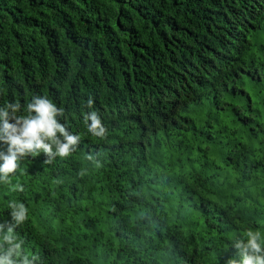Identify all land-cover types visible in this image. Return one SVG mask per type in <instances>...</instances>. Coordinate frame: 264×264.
Segmentation results:
<instances>
[{
    "label": "trees",
    "instance_id": "obj_1",
    "mask_svg": "<svg viewBox=\"0 0 264 264\" xmlns=\"http://www.w3.org/2000/svg\"><path fill=\"white\" fill-rule=\"evenodd\" d=\"M36 95L80 138L0 183V243L24 203L31 264H227L249 230L264 245V0H0V107Z\"/></svg>",
    "mask_w": 264,
    "mask_h": 264
},
{
    "label": "clouds",
    "instance_id": "obj_2",
    "mask_svg": "<svg viewBox=\"0 0 264 264\" xmlns=\"http://www.w3.org/2000/svg\"><path fill=\"white\" fill-rule=\"evenodd\" d=\"M92 106V100L88 101ZM21 103L10 102L0 107V183H10V177L19 169L18 161L25 157H35L42 151L48 156L53 154L66 157L72 151V146L79 140L66 130L57 117L63 115V109L43 95H36L27 103L25 115H17ZM90 121V123H88ZM87 130L95 137L103 138L106 129L95 111L85 116ZM59 134V135H58ZM61 137L63 140H61ZM55 146V153L53 147ZM23 175V170H21ZM13 190L23 192L20 183ZM13 225L8 227L0 243V264H31L27 255H22L21 245L14 234V228L22 225L28 219V209L19 201H10ZM246 239H238L234 247L238 250L239 259H229L227 264H264V245L260 232L251 230L245 233ZM4 244L8 247L3 250ZM18 257L19 259H14Z\"/></svg>",
    "mask_w": 264,
    "mask_h": 264
}]
</instances>
